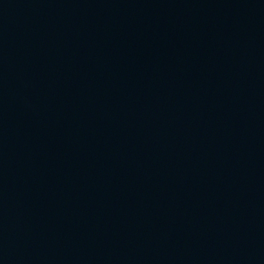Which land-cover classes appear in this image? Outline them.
<instances>
[{
	"label": "water",
	"instance_id": "95a60500",
	"mask_svg": "<svg viewBox=\"0 0 264 264\" xmlns=\"http://www.w3.org/2000/svg\"><path fill=\"white\" fill-rule=\"evenodd\" d=\"M0 264H264V0H0Z\"/></svg>",
	"mask_w": 264,
	"mask_h": 264
}]
</instances>
